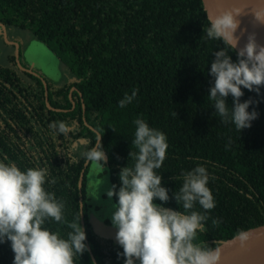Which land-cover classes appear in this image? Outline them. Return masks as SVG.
I'll return each instance as SVG.
<instances>
[{
	"label": "trees",
	"instance_id": "1",
	"mask_svg": "<svg viewBox=\"0 0 264 264\" xmlns=\"http://www.w3.org/2000/svg\"><path fill=\"white\" fill-rule=\"evenodd\" d=\"M0 23L28 31L68 74L63 82L44 78L48 104L60 110L54 111L45 105L40 79L21 72L31 80L27 83L16 74L13 55L9 61L16 71L0 64V160L21 170L45 167L49 178L56 179L45 188L64 202V221L48 223L50 230L66 238L69 225L80 222L83 153L97 139L90 128L103 136L108 187L116 185L118 191L119 171L134 164L128 156L137 151L132 145L137 118L167 138L166 158L157 170L169 189L164 207L179 210L171 196L182 186V172L197 165L208 171L216 206L197 242L214 247L264 224V88L259 95L242 89L240 102L252 100L248 111L258 114L250 128L239 133L214 113L207 98L212 81L208 71L213 53L223 44L206 38L209 21L201 0H0ZM229 55L236 62L235 52ZM133 90L135 99L120 108L119 100ZM226 103L232 107L231 96ZM54 121L64 122L68 131L54 137L49 129ZM195 210L202 211L198 205ZM83 213L96 264H123L117 256L122 249L95 232L84 206ZM12 261L9 243L0 244V264ZM76 264L94 263L87 251Z\"/></svg>",
	"mask_w": 264,
	"mask_h": 264
},
{
	"label": "clouds",
	"instance_id": "2",
	"mask_svg": "<svg viewBox=\"0 0 264 264\" xmlns=\"http://www.w3.org/2000/svg\"><path fill=\"white\" fill-rule=\"evenodd\" d=\"M247 10L240 7L222 10L209 19L205 30L206 38L223 44V48L213 53L207 98L213 102L214 113L222 122L231 123L239 133L250 128L258 117L255 110L248 111L252 100L240 102L242 89L259 95L264 88V45L257 43L255 33H249L246 43L240 46L245 30L240 29L239 19L250 14L255 24L264 25V6ZM229 52H235L236 62ZM136 95V90L131 95L125 93L118 106L125 108ZM229 96L231 108L226 103ZM133 123L132 145L137 151L129 152L128 159L134 164L119 171L118 191L112 185L106 192L109 199L116 198L111 225L115 229L114 240L122 249L117 256L123 258V264H220L219 246L197 242L198 234L206 232L208 213L216 206L208 187L207 169L197 165L182 172L179 177L182 186L171 196L179 210L164 207L170 200L169 189L162 186V176L157 170L166 158L167 138L141 118ZM49 129L54 137L68 131L64 122L55 121L49 124ZM102 137L98 135L95 146L83 156L103 171L107 155ZM46 184H56L55 178H49L47 168L21 170L12 162L0 160V244L9 243L12 264H76L89 250L85 243L87 234L80 222L69 225L71 231L66 238L47 227L50 222L64 221L65 205L45 188ZM157 200L160 204L155 203ZM197 205L202 211L195 210ZM83 214L82 210L79 221ZM249 241L247 231L241 230L234 237L241 248Z\"/></svg>",
	"mask_w": 264,
	"mask_h": 264
},
{
	"label": "rangeland",
	"instance_id": "3",
	"mask_svg": "<svg viewBox=\"0 0 264 264\" xmlns=\"http://www.w3.org/2000/svg\"><path fill=\"white\" fill-rule=\"evenodd\" d=\"M5 37L0 38V64L7 66L8 57L12 54L14 55L17 49L21 67L39 72L44 78L53 82H63L68 78L67 72L54 53L44 43L31 37L28 31L14 27L7 28ZM14 45H16V48ZM27 46L30 48L31 53L28 52ZM107 184V170L103 168L102 171L98 166L96 168L90 166L85 180L83 202L87 222L91 227L98 231L94 227V222L96 216H98L96 213L100 211V219L103 221L101 226H104V229L99 230L97 233L100 237L109 238L116 243L114 240V232L108 229L112 214L110 205H114V202L112 198L109 199L106 196L108 187L105 188V186Z\"/></svg>",
	"mask_w": 264,
	"mask_h": 264
},
{
	"label": "water",
	"instance_id": "4",
	"mask_svg": "<svg viewBox=\"0 0 264 264\" xmlns=\"http://www.w3.org/2000/svg\"><path fill=\"white\" fill-rule=\"evenodd\" d=\"M201 6H202V9L208 21L210 18L215 17L217 14H219L222 10H225V9H230L232 7H240L248 11L247 8H253L249 4H247L245 1H242V0H201ZM239 19H240V29L245 30L244 35L241 37V40H240V46L242 47L243 44L246 43V37L249 33H255L257 43L260 45H264V25L255 24L253 21V17L250 14L242 15L241 17H239ZM237 35H240V30H238ZM5 36H6V26L0 23V37L6 38ZM14 47L16 48V45H14ZM14 59L16 62V66L20 70L25 71L26 73H29L35 76H39L38 74L34 73L30 69L21 67L17 49L14 52ZM42 83H43L44 90H45V103H46L47 108L50 110H54V111H60L59 109L52 108L48 104L47 97H46L47 96L46 94L47 86L43 79H42ZM73 89L74 87L70 89L69 96ZM72 107H74L73 104H72ZM84 124L87 127H89L86 122ZM90 129L93 132H95L97 136L99 135L96 130H94L93 128H90ZM88 162L89 161L87 160L84 162L83 168L80 171L79 179H78L80 213L83 210V206H84L81 190H82V183H83V177H84V170ZM106 187H108V184L105 186V188ZM108 190H109V187H108ZM80 224L84 228L83 215L80 218ZM94 227L98 231L104 229V226L97 227L95 224H94ZM108 229L111 232L115 233V229L111 225V219H110V223L108 224ZM98 231L95 230L96 233ZM243 231H247L250 234V241L245 248H241L238 242H234V237L236 234L228 239L221 240L217 243V246H219L222 250L220 264H264V224L254 226V227L248 228ZM85 243L88 246V249H89L88 252L91 257L92 262L96 264V261L88 245V241L86 240Z\"/></svg>",
	"mask_w": 264,
	"mask_h": 264
},
{
	"label": "flooded vegetation",
	"instance_id": "5",
	"mask_svg": "<svg viewBox=\"0 0 264 264\" xmlns=\"http://www.w3.org/2000/svg\"><path fill=\"white\" fill-rule=\"evenodd\" d=\"M7 28H11V27H6V29ZM1 38V37H0ZM27 50H28V52H30L31 53V50H30V48L27 46ZM13 55V54H12ZM19 55V54H18ZM14 56V55H13ZM10 57V56H9ZM9 57H8V67H11V69L13 70V71H16V69L15 68H13L12 66H11V63H10V61H9ZM14 61H15V59H14ZM15 64H16V62H15ZM17 67V66H16ZM17 69H18V71L19 72H17L16 71V74L17 75H19V77H22L25 81H27V83H31V80L29 79V78H27V77H25V76H23L22 74H21V72L22 73H24L25 71H22V70H20L18 67H17ZM27 69H29V68H27ZM33 71V70H32ZM34 72V71H33ZM26 73V72H25ZM34 73H36V74H38L39 76H35V75H32V74H30V75H32V76H34V77H36V78H38V79H40L41 80V82H42V79L44 80V77H43V75L41 74V73H39V72H34ZM29 74V73H28ZM45 82V81H44ZM60 82V81H59ZM46 84V83H45ZM42 85H43V83H42ZM47 86V85H46ZM71 88H73V87H71ZM70 88V89H71ZM43 90H44V86H43ZM74 90V89H73ZM72 90V91H73ZM70 91V90H69ZM72 93V92H71ZM46 94H47V90H46ZM71 95V94H70ZM47 97V96H46ZM70 97V96H69ZM44 101H45V90H44ZM47 101H48V98H47ZM24 105H26V103H24ZM45 105H46V103H45ZM74 105V104H73ZM47 107V106H46ZM73 108V107H72ZM50 110V109H49ZM2 125H3V121H1L0 120V129L2 128ZM86 161V160H85ZM84 161V162H85ZM84 164V163H83ZM90 166L91 167H97L95 164H90V165H88L87 164V166H86V168H85V170H84V175L86 174V176H87V173H88V169L90 168ZM82 168H83V166H82ZM88 168V169H87ZM104 168V167H103ZM85 171H86V173H85ZM108 174V173H107ZM86 176H85V180H86ZM84 178V177H83ZM109 179V178H108ZM104 195H105V193H104ZM113 200V199H112ZM115 204V203H114ZM110 207H111V212H113L114 211V209H113V207L110 205ZM94 213H96V212H94ZM98 216H96V220H95V225L97 226V227H101V223L103 222L101 219H100V217H101V212L100 211H98V213H96ZM94 216H95V214H94Z\"/></svg>",
	"mask_w": 264,
	"mask_h": 264
},
{
	"label": "bare ground",
	"instance_id": "6",
	"mask_svg": "<svg viewBox=\"0 0 264 264\" xmlns=\"http://www.w3.org/2000/svg\"><path fill=\"white\" fill-rule=\"evenodd\" d=\"M249 4L251 7L255 8L258 6H264V0H242Z\"/></svg>",
	"mask_w": 264,
	"mask_h": 264
}]
</instances>
